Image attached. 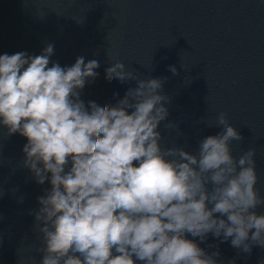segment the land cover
Wrapping results in <instances>:
<instances>
[{
    "label": "clouds",
    "instance_id": "clouds-1",
    "mask_svg": "<svg viewBox=\"0 0 264 264\" xmlns=\"http://www.w3.org/2000/svg\"><path fill=\"white\" fill-rule=\"evenodd\" d=\"M53 54L50 43L35 56L0 54V125L26 138L23 166L50 185L34 212L40 264H218L219 252L195 239L209 233L231 238L242 253L264 248L255 150L232 154L242 136L223 112L215 122L201 118L221 131L195 152L163 147L159 126L170 102L163 79H140L115 60L105 78L136 86L115 105H86L81 90L98 76L99 62L80 56L49 67ZM164 128L180 135L172 121Z\"/></svg>",
    "mask_w": 264,
    "mask_h": 264
},
{
    "label": "water",
    "instance_id": "water-1",
    "mask_svg": "<svg viewBox=\"0 0 264 264\" xmlns=\"http://www.w3.org/2000/svg\"><path fill=\"white\" fill-rule=\"evenodd\" d=\"M49 43V67L71 66L80 56L99 62L98 76L81 90L86 105H115L136 86V80L105 78L115 60L140 79H163L170 97L159 126L163 147L195 152L200 140L221 131L201 118L215 122L223 112L242 136L232 154L255 150V187L264 195V0H0V54L35 56ZM168 121L180 135L164 128ZM25 143L0 125V264H40L42 257L34 212L50 185L37 184L23 166ZM255 211L264 214V205ZM195 239L206 252H219L218 264H264L259 245L246 254L231 238L222 242L209 233L203 242Z\"/></svg>",
    "mask_w": 264,
    "mask_h": 264
}]
</instances>
